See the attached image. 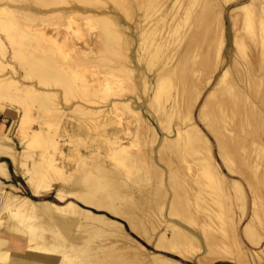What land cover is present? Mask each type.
Wrapping results in <instances>:
<instances>
[{
  "label": "bare ground",
  "instance_id": "6f19581e",
  "mask_svg": "<svg viewBox=\"0 0 264 264\" xmlns=\"http://www.w3.org/2000/svg\"><path fill=\"white\" fill-rule=\"evenodd\" d=\"M222 1L227 3L231 0ZM125 2L0 0V114L6 118L12 117V125L17 127L19 136H16L22 148L18 151L9 134L1 130L0 158L11 161L15 172L25 178L34 195H40L52 189L54 183L61 182L72 187L73 191L58 189L56 196L59 199L70 196L87 207L124 219L129 229L142 240L151 242L154 238L152 244L158 250L174 252L191 260L190 248L199 246L197 231L181 222H168L164 218L160 222L157 220L158 224L154 218L156 216L152 214L155 210L162 213L166 202L169 203V214L188 223L199 220L198 226L205 236L207 251L198 261L207 264L205 260L208 256H212L209 260H214L221 258V253L225 255L229 249L225 247L227 240L237 243V221L234 219V222L230 215L234 209L230 201L234 205L233 200H238L241 210H244L243 188L238 181H233V196L227 195L230 193L227 187H231L217 169L212 144L195 124L193 111L200 91L193 93L189 90L191 85L196 86L199 81L190 78L188 72L194 74L199 67L212 70L208 67L212 54L215 58H224L223 53L228 44L226 27L221 19L224 6L220 8V0H187L189 7H196L185 17L192 28L187 31L186 43L176 58L179 61L175 60L173 66H165L156 73L155 88L152 89L149 103H157L160 108L156 120L161 122L163 117L168 121L176 118L179 119V125L184 126L177 129L174 138H164L161 143L160 159L168 167L166 174L150 163L148 158L130 153V147L135 146L136 140L135 143L133 140L126 143L119 135L126 131L118 129V126L121 127L118 119L123 111L131 114V117L135 116L149 137L157 135L151 121L139 109L141 105L135 104L140 101V97L135 100L127 96L121 98L122 95L120 99H112L106 105H100L102 97L98 100L100 94L118 95L112 92L114 86L118 88L124 84L119 78L121 74H135L131 57V41L134 40L130 36L129 26L122 23V17L117 13V9L121 8L125 16L132 19L131 4ZM168 2L143 0L137 4L139 9L146 11L153 9L152 6L156 4L163 3L164 7L167 4L164 10L166 18L171 9ZM227 16L232 28L242 24L233 35L235 54L229 61V68L233 67L235 74L226 90L235 102L231 103L223 94L210 100L211 92L197 108L196 117L204 123L215 140L218 155L225 167L229 172L241 176L251 189V216L242 233L248 241L257 244L261 237L255 227L264 229V201L260 200L264 196V171L258 173L260 166H264V136H261L264 127L259 129L262 111L253 106L257 108L258 103L264 102V93L254 95L256 88L253 84L258 85L264 80V62L260 58L264 54V0H248L238 4ZM162 19L158 23H165V36L160 35L157 49L170 45L173 33L176 34L181 26L180 20L172 24L173 21ZM62 27L68 30L64 31ZM158 30L148 32V36L152 38L151 35ZM241 30L248 33L253 44L258 47L257 54L247 56L244 51L241 52L244 50ZM141 32L144 34L147 30L141 28ZM117 41L122 43L119 47L121 51L115 47ZM206 49L210 56L189 62L200 50L204 55ZM237 51L241 52L240 57H237ZM118 54L121 57L119 63L109 65L102 75L98 69V72L92 70L91 76L88 75L90 79L85 78L84 70L82 74L85 76L81 75L78 65L90 63L99 66L101 62L110 61L104 56L116 57ZM139 75L140 81L146 86L149 80L142 73ZM210 78L211 75L206 77L205 84L210 82ZM171 89L176 91L174 95L170 94ZM168 100L169 107H162ZM103 112L108 115L107 118L109 114L112 118L97 123ZM124 114L121 116L124 117ZM72 116L78 118L76 123L70 121ZM108 124L114 126L108 135L106 133L104 140L110 145L108 154L115 163L106 160V154L97 148L99 144L91 149L83 145L88 150L87 154L77 156L74 169L66 173L64 166L58 162V159L66 157L64 147L68 141L65 136H69L70 140L71 133H80L83 128L103 130ZM246 124L251 126L250 130H246ZM243 128V132L238 131ZM234 161L236 164L233 167ZM9 175L7 162L1 159L0 264H182L148 252L140 243L127 238L123 231L120 233L118 225L121 224L105 219L102 215L91 214L71 200L58 205L6 193V186L1 179H9ZM169 187L173 190L172 194ZM225 190L226 194L223 193ZM175 198L180 201L177 202ZM193 206L201 211L192 210ZM32 212L46 214H41V220L33 224L30 217H22L23 213ZM59 213L69 215L62 218L57 215ZM69 216H81L86 221L79 223L80 219L77 222L75 217ZM19 217L22 218L17 219ZM48 223L52 225L46 233ZM162 225L164 231H159ZM156 230L159 232L155 235ZM167 232H170V236ZM119 234L126 241H120L123 239H120ZM218 246L225 253L222 250L220 253L216 248ZM243 250L233 254V257L232 253H227L236 262L249 263Z\"/></svg>",
  "mask_w": 264,
  "mask_h": 264
},
{
  "label": "rangeland",
  "instance_id": "374dc122",
  "mask_svg": "<svg viewBox=\"0 0 264 264\" xmlns=\"http://www.w3.org/2000/svg\"><path fill=\"white\" fill-rule=\"evenodd\" d=\"M139 1L142 2L143 0H126V2H125V3L131 4L132 19L126 17L121 8L117 9L118 12L116 11L118 13V15L120 17H122V23L126 24V26H129L130 36L134 40V42L131 41L132 42V44H131V46H132L131 47V52H132L131 53V57H133L132 58L133 65H134V67L136 69L134 71L135 74L131 73V74L127 75V74L124 73V74H121L119 76V78L123 80L124 84H122V86H120L118 88H116V86H114V88H113L114 91L112 93H117L118 95L121 94L120 96L115 95V94L113 95L112 93H110V95L112 94V96H109V95L103 96L102 94H100L101 96L98 98V100L100 101L101 100L100 98L102 97V100H101L102 102H100V105H106L112 99L113 100L114 99H120L119 97H121L122 95L123 96L121 98L127 96V97L135 98V100H137V98L140 97V101H136L135 104L141 105L139 107V109L141 110L143 115L148 119V121H151L152 126H154V128L156 129L157 135L156 136H151L150 135L151 137H149L148 136L149 134H146V133L143 132V129L141 127L142 126L141 122L137 121L135 116L131 117L132 115L127 113L126 111L122 112V114L125 112V114L123 115L124 117H122L121 116L122 114H121L120 115L121 119L120 118L118 119V121H120V125H121V127L118 126V129L126 130V131H124L126 134L124 132H121V133H119V135H120V137H122V139L126 143H128L129 141H132V140L133 141L134 140L137 141L136 143H135V141L133 142V143H135V144H133V145H135L134 147L133 146L130 147V153L141 155L144 159L148 158V161L149 162L151 161L150 163H152L154 166H156L160 171H162V172L167 174L168 167L164 163V161H162V159H160L161 158V150H162V147H161L162 144L161 143H163L162 141L164 140V138H174L176 136L177 129L178 128H182L184 126L179 125V123H180L179 119H176V118H172V120H169V121H171L169 123V121L162 116L163 117L162 121L161 122L157 121L156 119H157L158 111H160V108H159L157 103L149 104L150 103V96L153 93V90L155 88V86H153V85H155L156 73L158 71H160L162 68H164L165 66H170V65L173 66L174 61L178 60V59H176V58H178V53L180 52V50L182 49V47L186 43L187 31H189L192 28V24H189L185 17L196 6L189 7V5L187 4V0H165V1L161 0V2H163V3L170 1V2H168V5H169V7L171 6L170 7L171 9H169L170 12H169V15H167V17H166L167 19H166L164 10H166L165 7H167V4H166L165 7H164L163 3L162 4L160 3L161 5L160 4H156V5H154V7L152 6L153 9L149 10L150 11L149 12L148 10L146 11L144 9H139L138 8V6H139L138 4L139 3L137 4V2H139ZM247 1L248 0H231V1L226 3L225 1L220 0V3H221L220 4V8L224 6L223 9H222L223 11H222L221 19L224 22V26L226 27V31H227L226 36H227V39H228V44L225 47V50H224V53H223L224 58L223 59H221L220 57L215 58V56L212 54L211 57H209L210 61H209V65H208V67L210 69H212V70L207 71V70H204V68L199 67L198 68L199 70L197 69L198 71L196 70V72H194V74L193 73L191 74V73L188 72L190 78L194 79L197 82L199 81L196 84V86L195 85L194 86L191 85L190 89H189L193 93L195 91H198V90L200 91V94H199V96H198V98H197V100L195 102L196 104H195L194 111H193V117H194L195 124L201 129V131L204 133V135L209 139V142L212 144L211 145L212 155H213L214 161H216L215 164L217 163L216 164L217 169L221 172V174H223L222 176L225 177L226 182H228V186L231 187L230 189H228V187H227V190L228 191L230 190V193L228 192L229 194L226 192L227 190L223 191V193H225V194L227 193V195L231 194L233 196V191H232V187L234 186L233 185V183H234L233 181H235V182L238 181L239 184L241 185V187L244 190V193H243V196H244L243 207L244 208L243 209L245 211L241 210V207H240L241 203L238 200L237 201L235 199L233 200L234 205L231 204L232 200L230 201V206L232 208H234V209H232V211H231L232 213H230V215L233 216L232 217L233 220L235 219L237 221L236 232H235V234H237L236 235L237 243H236V241L234 242V240H232V241H228L227 240V242H226L227 244L225 245V247H226V249L229 248L228 250L230 252L227 250L226 253H225V250H222L221 248H219V246L221 245L220 244L216 248L220 250L219 251L220 253L223 251V253H225V255L221 253L222 257L221 258H216L214 260H209L212 256H208L206 260L203 259V260H205V262L207 264H210V263L211 264H264V229H261L260 226H256L255 227L256 231L258 232V234H260L259 236L261 237V239L259 240V242L257 244H253L250 241H248L243 236V233H242V229H243L244 225L247 223V221L249 220V218L251 216V204H252V197H253L252 194H251V189L248 186L247 182L244 181L241 176H239L238 174L235 175L236 173L229 172V170L225 167V165L223 164V162L221 161V159H220V157L218 155V150H217V147H216V144H215V140L213 139L212 135L209 133L207 128L204 126V123L196 117L197 108L203 103V101L205 100L207 95L209 93H211V92H212L211 93L212 95L211 94L209 95L210 96L209 97L210 100H213L214 98H217L218 96H221L223 94L228 100H230L231 103L235 102V99L231 98L230 94L227 93L226 90L229 87L228 84L230 83L231 78L235 74L234 73V68L233 67L231 69L229 68V61L231 60V58H233V55L235 54V49H234V45H233V35H234V33H236V30H239L240 27H242V24L240 26H239V24H237L236 26H234V28H232L231 27V22H230L229 17L227 15H228L229 11L232 8H234L236 5L241 4V3H245ZM111 4H112V7H114L113 3H111ZM155 8H156V10H155ZM161 10H163V11H161ZM144 11H145V13L147 12L146 13L147 15L144 13ZM162 18H164L165 21H167L169 19L168 22L173 21L172 24H174V22H178L180 20L181 26L179 27V30H178V32L176 34L173 33V36L171 37V44L170 45L163 46V47H160V48L157 49L156 48V43L160 42V35L162 36L164 34V36H165V28H164L165 27V25H164L165 23L163 24V22H162V24L160 25L161 21L163 20ZM143 20L145 22H143ZM190 21L191 20H189V22ZM158 22H160V23H158ZM140 23H142V24H140ZM138 24H139V26H138ZM143 24H145L146 26L143 25ZM155 24H156V26H155ZM157 25H158V27H157ZM168 26H170V23L168 24ZM140 27L142 29L147 30V33L143 34L141 32V28ZM152 28H153V30H152ZM130 29H131V31H130ZM155 29H157V30L159 29L158 32L156 31L157 32L156 34L151 35L152 38L149 37L148 36L149 35L148 32L154 31ZM62 30L67 31L68 28L62 27ZM141 34H142V36H141ZM241 34H242L243 41H244V50H241V52L244 51V53L247 56L248 55H252V54H257L258 47L253 44V41H252L251 37L249 36V34L246 33V32L243 33L242 30H241ZM153 37H155V38H153ZM93 40H94V38H93ZM120 41H117L116 42L117 44H115V47L118 50L121 48L120 46L122 44ZM168 46H169V48H168ZM120 51H121V49H120ZM166 51H167V54H166ZM241 52L237 51V57H240ZM207 53H208L207 49H206L204 55L202 53V50H200L198 53H196L197 55H194L189 60V62L191 63V62L199 61L202 57L206 58L205 56H210V55H207ZM118 55H116V57L115 56L114 57L104 56L106 58H109V60L111 62L110 61H104V62H101L102 64L99 63V66H97V65L93 66L90 63H88L86 65H83V64L82 65H78V67L80 66L79 69H81V71H80L81 75L82 76L86 75L85 78L90 79V76H91L90 74H92V70H94V69H95L94 71H97L96 69H98L99 72L98 71L97 72L102 75L104 73V71H107L110 66H113V65L119 63V61L121 60V57H120V55L119 56ZM165 56H166V58H165ZM213 58H214V60H213ZM260 58H261L262 62H264V54H262L260 56ZM178 61H176V63ZM101 65H103V66H101ZM217 66H219V67H217ZM78 67L75 66V69L78 70ZM85 69H87V70H85ZM83 70H84V72H83ZM140 70H141V72H140ZM85 71H87V73H85ZM224 71H226V73L224 74V76L221 77V74ZM78 72H79V70H78ZM82 72L85 75L82 74ZM138 72H140L139 74L142 73L144 76L147 77V80H149V81H147L146 86H145V84H142V82L140 81L141 79L139 78L140 75L138 74ZM181 74H183V73H181ZM88 75H90V76H88ZM210 75H211L210 82L205 84V82L207 81L206 77L210 76ZM173 77H174V79H176L175 76H173ZM149 82H150V84H149ZM132 83H133V85H132ZM251 83H253V82H251ZM253 85L256 88V92L254 93V95L259 96V95H262V93H264V80H261V82L258 85L256 83H254ZM179 86L181 88V85H179ZM116 89L119 90V91H117ZM148 89H150L151 92ZM223 90H224V92H223ZM122 92H123V94H122ZM174 92L176 93V91L174 89H171L170 94L174 95ZM238 93H240V92H238ZM136 94H138V95H136ZM164 101H166V100H164ZM169 104H170V100H168L167 102H164V105L162 107H169ZM258 104L259 105L257 106V108H256V106H253V108L257 109L258 111H262L261 112L262 118L260 119V126H259V129L262 130L261 128L264 127V125H262V124H264V123H262V122H264V121H262V120H264V102H261V103H258ZM34 112H35V110H34ZM128 115H129V117H128ZM104 116L108 117V115L103 112V115L98 118L99 121H96V122L97 123H99V122L102 123L101 120L104 122L106 119H110V117L112 115L109 114V118H107V117L105 118ZM124 118H125V120L127 122L124 120ZM130 118H131V120L133 122L130 120ZM133 118H134V120L135 119L136 120L134 121ZM235 118L236 117L233 115V119L234 120H235ZM75 119H76V121H75ZM77 119H78L77 117L72 116L70 121L76 123ZM164 119H165V121H164ZM121 120L122 121L124 120V121L122 122ZM167 121H168V123H166ZM12 123H13L12 117L6 118L4 115L0 114V131L3 130L5 133L9 134V136L11 137V139L14 142V145H15L16 149L18 151H20L22 148H21V144H19L20 143L19 140H18L19 138H17L19 136L17 134V127L15 125H12ZM165 124H167V125H165ZM61 125H62V123H61ZM113 126L114 125H110L109 126V124H108L106 126V129H103V130L102 129L93 130V129L83 128V130L80 132L81 134L80 133H75V134L71 133L72 135L70 134L71 135L70 140H69V136H65V140L68 141L67 145L64 147V153H65L66 157H64L63 159H58V162L61 165L64 166V171L66 173L71 172L74 169V167H75V164L77 162V159H78L79 155L80 154L81 155L87 154L88 146L91 149L92 147L96 148V146L98 144H99L98 145L99 147L97 146V148L101 149V151L104 153V155L106 154L105 155V156H107L106 160L113 164L114 161H113V159L111 157H109V154H108L109 153V149H110V148H108V146L110 147V145L106 142V140H104V139H106L107 135L110 132V129ZM246 126H247L246 130H250L251 129L250 125L246 124ZM128 128L130 130L131 129L132 130L130 131ZM140 129H142L141 131L143 132V134L140 131ZM137 130H139L140 132L137 131ZM238 131L243 132L244 128L242 129V131H241V129H238ZM106 133H107V135H106ZM127 133H128V135H127ZM135 134H137V135H135ZM144 134H146V135H144ZM16 135H18V136H16ZM144 136L145 137L147 136L146 137L147 139L149 137L148 141H147V139ZM261 136H264V130H262ZM75 138H77V139H75ZM262 138H264V137H262ZM86 139H88V140H86ZM127 139H128V141H127ZM91 141H93V143ZM139 141H141V142L139 143ZM142 141H144V142L142 143ZM95 142H97V143H95ZM71 143H73V144H71ZM74 143H76V145ZM83 145H86L85 147H87V149ZM136 145H137V147H136ZM143 152L146 155L143 154ZM150 157L152 159H150ZM1 159L7 160L8 171H9V174H10L9 175V179L8 178L7 179H1L3 184H5V186H6L5 187L6 193L10 192L13 195L25 196V197H28L29 199H31L32 201H36V202H39V201H50V202H53V203L58 204V205H62V204H64V202H66L68 200H71V201L75 202L80 208L89 210L91 212V214H94V215L96 214L98 216L102 215L103 218H105V219H108V220L113 221V222L116 221L117 223L121 224L122 226L118 225V226H120V230H119L120 233H121V231H123L122 233L124 235H126L127 238L134 239L135 241L140 243L142 246H144V248L148 252L155 253V254H160V255H163L165 257H169V258L174 259V260H176V261H178V262H180L182 264H201L198 261V258L203 257L204 255H206L207 247H206V243H205V239H204L205 236L202 235L203 232H201L202 230H200L201 228H200V226H198L199 220L194 222V223H188L187 221L182 220L178 216L169 214V209H167V208H169V203H167V202L164 205L162 213L158 212V210H155V211H152V214H153V216H156V217H154L156 221L158 220L160 222V221H163L165 219V220H168V222H176V223L177 222H181L187 228H189V229H191L193 231H197V237L199 238V246L195 247L196 249H194V247L190 248L191 251L189 252V255L192 256L191 260L190 259H185V258L181 257L180 255L174 253V252H169V251H166V250L164 251V250H161V249L158 250L152 244L153 241H154V238L152 239L151 242H146V241L142 240L137 234H135L133 231H131L129 229V226L127 225V223H126V221L124 219H121V218H118V217H114V216L110 215L109 213H107L106 211H103V210H96L94 208L87 207V206L83 205L82 203H80L77 199H75L73 197H70V196H66L64 198V200L59 199L56 196V193H57L58 189L62 188L66 192H70L71 190L73 191L72 187H70L68 185L65 186V184H63L61 182L54 183L52 189H50L48 191H43V192H41L42 194L40 193V195L39 194L38 195H36V194L34 195L32 193V191H31L30 187L26 183L25 178L20 173L15 172L11 161L9 159H7V158H0V160ZM232 164H233V167H234V165L236 164V161H234V163H232ZM260 171H264V166H260V168L258 169V173ZM166 179H167V176H166ZM11 184H13L12 185L13 187H10ZM152 184L153 183L150 181V185H152ZM14 187H15L16 191L14 190ZM168 190H169V192H171V194L173 193V190H172L171 187H169ZM166 200H168V198ZM170 200H171V198H170ZM174 200H176L177 202L180 201L178 198L177 199L175 198ZM260 200L264 201V196H262ZM193 207L194 208H192V210H194V211L199 210V212L201 211L200 208L197 209V208H195V206H193ZM44 213L46 214V212H41V213L40 212H35V213L32 212V213H28V214H26V213L24 214L23 213L22 217H24V216H28V218L30 217L31 218L30 220H32V222L34 224V223L39 222V220H41L39 216L41 214L43 215ZM60 214L61 213H59L57 215L59 216ZM62 215H60L59 217L67 218L69 214L67 215V214H63L62 213ZM22 217H19L17 219H21ZM69 217H73V218L75 217L74 219H76L77 222L80 221L79 223H84L86 221L81 216H69ZM235 220H234V222H235ZM159 222H158V224H160ZM50 225H52V223H48L47 224L48 228L46 230V233L49 231V226ZM158 230L159 231H164L163 225ZM159 231L156 230L155 235L158 234ZM167 234L170 236V232H167ZM119 235H120L121 238L120 237H117V238L123 239V240L119 239L120 241H124V240L126 241V239H124L121 236V234H119ZM128 236H130V237H128ZM106 243H109V242L106 241ZM238 249H239V251H238ZM241 250L245 251V254H246V257H247L249 263L236 262L232 258H229L231 256L233 257V254H237V253L242 252ZM227 252L229 254L232 253L231 256H229V254ZM227 255H228V258H227Z\"/></svg>",
  "mask_w": 264,
  "mask_h": 264
},
{
  "label": "trees",
  "instance_id": "16d2710c",
  "mask_svg": "<svg viewBox=\"0 0 264 264\" xmlns=\"http://www.w3.org/2000/svg\"><path fill=\"white\" fill-rule=\"evenodd\" d=\"M7 162V160H5Z\"/></svg>",
  "mask_w": 264,
  "mask_h": 264
}]
</instances>
